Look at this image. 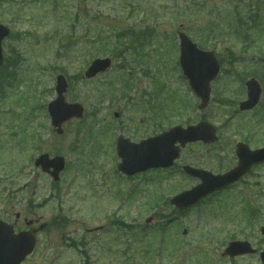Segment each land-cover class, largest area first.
<instances>
[{
  "label": "rangeland",
  "instance_id": "rangeland-1",
  "mask_svg": "<svg viewBox=\"0 0 264 264\" xmlns=\"http://www.w3.org/2000/svg\"><path fill=\"white\" fill-rule=\"evenodd\" d=\"M0 24L10 30L5 56L17 54L0 83V220L13 226L32 205L47 226L22 264H260L264 165L183 216L169 200L197 183L183 165L223 173L238 142L264 146V0H0ZM178 31L221 64L202 112L178 66ZM105 57L110 69L83 80L89 63ZM59 74L66 101L84 108L60 135L46 112ZM250 78L260 102L240 113ZM201 120L216 128L215 145L187 146L170 172L118 173L117 137L137 143ZM41 154L64 159L57 182L34 167ZM14 227L25 229L22 219ZM160 227L166 241L157 239ZM140 231L155 233L146 240ZM230 241H247L257 254L221 257Z\"/></svg>",
  "mask_w": 264,
  "mask_h": 264
},
{
  "label": "water",
  "instance_id": "water-1",
  "mask_svg": "<svg viewBox=\"0 0 264 264\" xmlns=\"http://www.w3.org/2000/svg\"><path fill=\"white\" fill-rule=\"evenodd\" d=\"M7 35L8 31L0 26V65L2 64L1 42ZM178 39L180 67L188 79L190 88L201 99L199 109L202 110L208 103L209 83L217 76L218 64L212 53L199 51L183 33L178 34ZM109 66L108 59L95 60L87 68L84 77L91 79L103 73ZM246 87L248 99L240 104L241 111L253 108L260 95V88L254 80L247 82ZM66 90L67 84L64 77L58 76L55 85L56 98L48 105L47 110L52 126L58 128L57 133L59 134L63 123L72 118L80 119L83 114L80 105L65 103L63 95ZM197 141L205 144L216 141L214 129L207 123H199L186 129L175 127L159 136L141 141L139 144H133L120 138L116 145L117 155L121 160L118 170L123 175L134 176L149 169L169 168L179 156L177 143L183 148L187 143ZM236 155L238 165L222 176H213L205 171L184 167V172L200 179L201 184L175 196L170 203L180 210L187 209L209 193L236 182L252 165L264 161V149L250 152L246 146L238 145ZM35 165L40 166L42 171L47 173L51 168V176L54 180H58V174L63 170L64 161L58 157L49 160L46 155H43L36 160ZM261 234L264 236V228L261 229ZM34 243V238L29 233L22 232L13 235L12 229L0 222V264H20L32 252ZM254 253L255 251L247 242H231L224 250L223 256L234 258ZM260 261L264 264V250L260 254Z\"/></svg>",
  "mask_w": 264,
  "mask_h": 264
},
{
  "label": "flooded vegetation",
  "instance_id": "flooded-vegetation-1",
  "mask_svg": "<svg viewBox=\"0 0 264 264\" xmlns=\"http://www.w3.org/2000/svg\"><path fill=\"white\" fill-rule=\"evenodd\" d=\"M252 149H256V148H252ZM233 158H234V161L236 163V157L234 156ZM29 215H31L33 218L30 219V220H26V216L31 217ZM14 219H15V221H14L13 227H14L15 223H18L19 221H21V219H22V221L32 222L30 224V228H29L31 230L35 229L34 227H36L37 224H38V223H36V221H38V219L36 217H34L32 214H29V211H25V210H23L21 213H16L15 216H14ZM14 230L16 232H18V231H21L22 228L20 230H16L15 227H14ZM33 231H35V230H33ZM35 233H36V231H35Z\"/></svg>",
  "mask_w": 264,
  "mask_h": 264
}]
</instances>
